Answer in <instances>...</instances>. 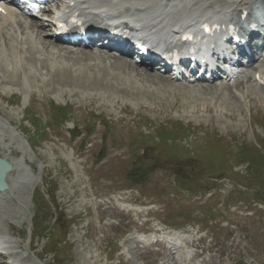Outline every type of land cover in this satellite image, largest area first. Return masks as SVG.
<instances>
[{"label":"rangeland","instance_id":"1","mask_svg":"<svg viewBox=\"0 0 264 264\" xmlns=\"http://www.w3.org/2000/svg\"><path fill=\"white\" fill-rule=\"evenodd\" d=\"M239 1L232 3L236 5ZM203 2L224 5V0ZM45 61L58 63L55 58ZM28 71L33 78L22 74L19 81L12 82L0 69V151L17 162L12 176L15 183L0 201V235L5 240L6 253L13 251L22 264H264V224L257 209L248 207L255 215L248 219L242 211L243 204L235 203L237 196H229L238 187L235 181L227 180L210 198L200 199L198 195L171 190L161 198L163 208L167 209L160 214L161 220L179 222L188 214L194 222L187 226L207 229L205 252L189 247V239L196 243L200 234L194 235L187 226L177 233L167 231L165 242L147 245L137 236L159 227L146 221L144 213L127 212L128 204L122 200L146 203L157 194L160 185L170 183V178L156 171V176L153 174L145 182L146 197L137 198L139 195L131 192L120 198L119 194L125 193L121 190L129 185L124 176V171L132 167L128 156L122 154L123 157L117 156L106 164H96L94 148L77 155L63 131L55 127L44 129L50 99L72 105L70 111L77 122L90 117L96 125L95 115L110 121L113 131L107 138L117 146L143 130L149 136L147 139L154 140L151 145H155L160 142L155 138L159 125L172 129L174 122H182L194 127L193 133L185 139L182 138L185 134H178L173 128L169 133L171 143L158 146L160 150L173 153L181 165L186 150H190L193 155H202L200 167L209 169L211 161L220 160V165L227 168L226 165L237 160L238 144H242L248 153L246 159L256 158L249 165L245 161L235 165L230 177L243 184H249L252 179L261 184L264 182L263 87L247 81L228 91L218 83L168 86L163 79V84L156 85L135 79L130 69L127 74L146 90L145 95H139L130 86L123 93L114 91H124L125 85L114 90L89 83L66 86L62 84L71 85L70 80H57V83L48 75L38 76V71ZM25 112L35 114L39 121L31 126L25 120ZM70 126L71 123L65 125ZM102 133V125L97 124L93 136L100 137ZM187 168L191 174L196 172L194 165ZM215 168L212 166L209 171ZM177 172L181 173L182 169ZM198 182L203 184L201 180ZM207 198V207L216 203L214 207L219 209L234 200L229 218L214 228L211 222L202 221L201 211ZM60 211L64 216L58 220L55 217ZM226 220L231 224L225 226ZM114 243L117 247L109 251L107 247ZM117 249L120 251L115 253Z\"/></svg>","mask_w":264,"mask_h":264},{"label":"bare ground","instance_id":"2","mask_svg":"<svg viewBox=\"0 0 264 264\" xmlns=\"http://www.w3.org/2000/svg\"><path fill=\"white\" fill-rule=\"evenodd\" d=\"M190 0H180L174 4V6L179 5V4H184L187 2L189 4ZM184 2V3H181ZM185 5V4H184ZM192 7V8H196ZM242 7H244V4H240L238 10H240ZM77 14L80 18L86 17L88 12H86L83 8H78ZM235 11V10H234ZM197 13L195 11L191 13H186L185 9L179 14L180 19L186 20L187 18L190 19H196ZM217 15H219L217 13ZM10 15L4 17V19L9 20ZM8 24L9 21H6ZM38 36H43L40 35V31L36 29L35 32V38ZM5 42H10L12 39L5 37ZM41 49L43 51L52 52V56L57 58H61L62 60H72L76 65H78L75 69H72L71 67L67 66H50L46 63H43L42 66L43 68L48 70V74L51 75L53 78H57L58 81H64L67 82L68 80L71 81V85L69 84H62L66 86H81L82 83H89L92 86H104L107 89L114 90L116 88L124 86V91L116 90L114 91L115 93H123L126 92L128 89V86H130L132 89H134L136 94L139 95H145L146 90H142V86H137L135 83H138L135 80H132L131 77L127 74L128 70L133 71V77L135 79L142 80L144 82H150L152 84L158 85L160 82L163 84V80H166L164 84L167 83L168 86H170V83L167 81V79H163L160 76L156 75L155 73H152L149 71L148 68H135L132 67V64L126 61H123V59L118 58V57H110V56H101L99 55H92V53H83V56H77L74 52L71 51H65L61 48L53 47L52 45H48L47 43L43 42L41 44ZM49 50V51H48ZM112 58V60H110ZM108 59L109 65H106L104 62L105 60ZM27 61H33V57L26 58ZM48 63V62H47ZM93 65H96L97 72H94L91 70L90 67ZM15 70V69H14ZM8 77H13L14 73L12 72L9 75H6ZM163 79V80H162ZM115 83H114V82ZM73 84V85H72ZM160 85V84H159ZM120 86V87H119ZM164 86V85H163ZM83 87H87L83 85ZM160 87V86H159ZM89 88V87H87ZM93 88V87H90ZM264 89V88H263ZM195 90V89H193ZM109 92V91H108ZM110 92V93H114ZM132 92V91H131ZM220 96H223L222 94ZM0 154H4L3 151H0ZM13 164V170L6 175V181L9 182V179L11 178V173L14 171L15 164ZM9 188V187H8ZM5 243V240H3L2 236L0 235V245Z\"/></svg>","mask_w":264,"mask_h":264},{"label":"water","instance_id":"3","mask_svg":"<svg viewBox=\"0 0 264 264\" xmlns=\"http://www.w3.org/2000/svg\"><path fill=\"white\" fill-rule=\"evenodd\" d=\"M9 168H10V165L7 162H5L3 159L0 158V187H2V188L7 187L3 178H4L5 172L7 170H9Z\"/></svg>","mask_w":264,"mask_h":264},{"label":"trees","instance_id":"4","mask_svg":"<svg viewBox=\"0 0 264 264\" xmlns=\"http://www.w3.org/2000/svg\"><path fill=\"white\" fill-rule=\"evenodd\" d=\"M57 218H59V216Z\"/></svg>","mask_w":264,"mask_h":264}]
</instances>
